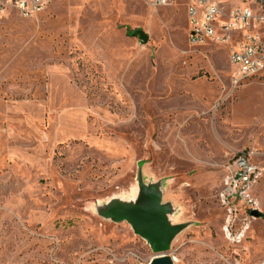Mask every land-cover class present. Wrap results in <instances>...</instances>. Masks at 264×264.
Returning <instances> with one entry per match:
<instances>
[{
    "label": "rangeland",
    "instance_id": "1",
    "mask_svg": "<svg viewBox=\"0 0 264 264\" xmlns=\"http://www.w3.org/2000/svg\"><path fill=\"white\" fill-rule=\"evenodd\" d=\"M186 34L183 6L145 0L0 11V264H147L148 244L98 215L135 199L139 174L187 224L174 264L264 257V180L229 223L219 196L235 152L264 167V73L232 87L228 49Z\"/></svg>",
    "mask_w": 264,
    "mask_h": 264
},
{
    "label": "built area",
    "instance_id": "2",
    "mask_svg": "<svg viewBox=\"0 0 264 264\" xmlns=\"http://www.w3.org/2000/svg\"><path fill=\"white\" fill-rule=\"evenodd\" d=\"M47 0H0V11L14 9L22 18H32L44 10ZM153 9L183 6L187 17L186 43L191 48L209 45L228 49L230 83L242 82L264 73V0H145ZM220 201L233 219L235 203L254 206L253 189L264 180V167L253 152L240 150L227 164ZM232 264H242L234 260ZM255 264H264V257Z\"/></svg>",
    "mask_w": 264,
    "mask_h": 264
},
{
    "label": "water",
    "instance_id": "3",
    "mask_svg": "<svg viewBox=\"0 0 264 264\" xmlns=\"http://www.w3.org/2000/svg\"><path fill=\"white\" fill-rule=\"evenodd\" d=\"M141 43H147L148 36L137 30ZM138 193L135 199L122 201L113 199L98 208V215L114 223L126 222L133 233L143 239L154 257L147 264H174L168 254L174 238L187 227V224H173L170 217L174 209L170 203L162 201L160 182L145 184L138 175ZM261 213L253 209L251 217L259 218Z\"/></svg>",
    "mask_w": 264,
    "mask_h": 264
},
{
    "label": "crops",
    "instance_id": "4",
    "mask_svg": "<svg viewBox=\"0 0 264 264\" xmlns=\"http://www.w3.org/2000/svg\"><path fill=\"white\" fill-rule=\"evenodd\" d=\"M229 61V60H228ZM229 66H230V64H229ZM230 69H231V67H230ZM230 74H231V71H230V73H229V77H230ZM263 258V257H262ZM262 258H259L255 263H257L260 259H262ZM254 263V264H255Z\"/></svg>",
    "mask_w": 264,
    "mask_h": 264
}]
</instances>
